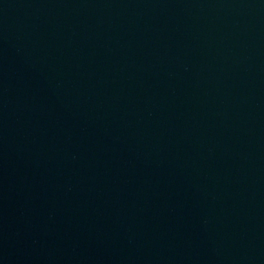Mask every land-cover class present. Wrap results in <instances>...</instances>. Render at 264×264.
<instances>
[{
  "label": "water",
  "instance_id": "1",
  "mask_svg": "<svg viewBox=\"0 0 264 264\" xmlns=\"http://www.w3.org/2000/svg\"><path fill=\"white\" fill-rule=\"evenodd\" d=\"M0 264H264V0H0Z\"/></svg>",
  "mask_w": 264,
  "mask_h": 264
}]
</instances>
